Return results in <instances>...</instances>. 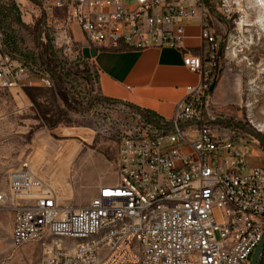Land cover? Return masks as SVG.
Returning a JSON list of instances; mask_svg holds the SVG:
<instances>
[{
	"label": "built area",
	"instance_id": "1",
	"mask_svg": "<svg viewBox=\"0 0 264 264\" xmlns=\"http://www.w3.org/2000/svg\"><path fill=\"white\" fill-rule=\"evenodd\" d=\"M28 1L38 40L49 39L68 63L83 60L89 68L92 89L83 78L66 85L77 102L96 94L97 68L82 56L84 46L174 48L199 80L185 86L169 119L147 121L131 108L133 125L112 161L114 179L84 205L60 203L27 159L11 168L0 207L12 213L13 245L37 242L39 264H249L264 230V166L248 167L239 138L216 122L210 102V63L221 40L213 22L225 0ZM193 19L205 42L198 53L184 44ZM52 84L39 64L27 65L5 47L0 30V90L23 95L24 86ZM169 143L177 146L163 150Z\"/></svg>",
	"mask_w": 264,
	"mask_h": 264
},
{
	"label": "rangeland",
	"instance_id": "2",
	"mask_svg": "<svg viewBox=\"0 0 264 264\" xmlns=\"http://www.w3.org/2000/svg\"><path fill=\"white\" fill-rule=\"evenodd\" d=\"M223 4V20L215 15L219 22H214L224 47L211 109L225 120V130L239 138L235 142L248 167L264 166V147L248 133L257 130L264 138V0ZM4 5L15 7L6 13L4 27L21 52L37 58L38 25L30 1L0 0ZM31 93L34 101L24 90L23 95L0 90V188L8 171L27 159L34 173L51 183L60 203L84 205L99 184L114 179L112 161L119 138L133 125L131 108L89 100L71 106L47 88ZM176 146L164 144L163 150ZM11 229L12 213L0 207V264H39L40 245L30 241L14 246Z\"/></svg>",
	"mask_w": 264,
	"mask_h": 264
},
{
	"label": "crops",
	"instance_id": "3",
	"mask_svg": "<svg viewBox=\"0 0 264 264\" xmlns=\"http://www.w3.org/2000/svg\"><path fill=\"white\" fill-rule=\"evenodd\" d=\"M74 31L76 39L82 41L80 31ZM185 33L184 44L194 53L204 49L198 19L186 25ZM92 62L97 68L93 87L97 95L150 110L159 118L169 119L175 104L185 95V86L199 80L183 65L182 53L166 46L102 50L96 52Z\"/></svg>",
	"mask_w": 264,
	"mask_h": 264
},
{
	"label": "trees",
	"instance_id": "4",
	"mask_svg": "<svg viewBox=\"0 0 264 264\" xmlns=\"http://www.w3.org/2000/svg\"><path fill=\"white\" fill-rule=\"evenodd\" d=\"M15 12V7L12 6H0V30L2 32V39L5 47L17 54L27 65L39 64L42 69L47 71L50 74V77L53 81V84L50 88H47L51 91H54L57 97H60L64 102L74 106L75 103H78L72 96V94L67 90L66 85L70 83H78L79 78H83L86 83L89 85V89H92V76L89 71V68L85 61H80L77 63H68L64 58L56 52L51 44L49 39L47 42L42 43L38 40V56L37 58L32 57L30 54L23 53L18 49L15 38L12 36L11 32L4 27V19L7 12ZM219 20H223L219 14L215 13ZM18 25L25 27L20 18L15 17L14 20ZM39 20H37V25ZM38 28V26H36ZM39 32V28H38ZM38 39V34H37ZM223 47L224 40H220L218 44V49L214 54V58L211 61L210 73L212 75L211 83L216 82L221 72V60L223 57ZM41 86H24L23 90L25 94L34 101V96L32 95V90L42 89ZM212 92V90H211ZM110 103V104H122L128 106L132 109H135L139 114L147 121L156 122L159 120V117L155 115L150 110L136 107L130 103L123 102L120 100L106 98L94 94L90 99L89 103ZM264 260V245L260 253L259 259L256 264H262Z\"/></svg>",
	"mask_w": 264,
	"mask_h": 264
},
{
	"label": "water",
	"instance_id": "5",
	"mask_svg": "<svg viewBox=\"0 0 264 264\" xmlns=\"http://www.w3.org/2000/svg\"><path fill=\"white\" fill-rule=\"evenodd\" d=\"M81 54L84 58H91L94 57L96 54V50L95 49H89L87 46L82 47L81 49ZM214 86V82L211 83L210 85V90L213 89ZM217 123H223L224 119H217L216 120ZM235 125H238V123L234 122ZM248 133L250 135H252L263 147H264V138L260 135L259 131L257 130H252V129H248ZM264 245V230H263V234L261 237V240L259 241L258 245L256 246L251 259H250V263L249 264H256L260 253L262 251Z\"/></svg>",
	"mask_w": 264,
	"mask_h": 264
},
{
	"label": "flooded vegetation",
	"instance_id": "6",
	"mask_svg": "<svg viewBox=\"0 0 264 264\" xmlns=\"http://www.w3.org/2000/svg\"><path fill=\"white\" fill-rule=\"evenodd\" d=\"M224 122H225V120H224ZM236 126H238V127H243V126H241V124H239V123H238V125H236Z\"/></svg>",
	"mask_w": 264,
	"mask_h": 264
},
{
	"label": "bare ground",
	"instance_id": "7",
	"mask_svg": "<svg viewBox=\"0 0 264 264\" xmlns=\"http://www.w3.org/2000/svg\"><path fill=\"white\" fill-rule=\"evenodd\" d=\"M264 6V5H263ZM230 54H234V51L233 52H230Z\"/></svg>",
	"mask_w": 264,
	"mask_h": 264
}]
</instances>
